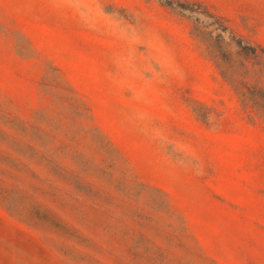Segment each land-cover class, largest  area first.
<instances>
[{
	"label": "rangeland",
	"instance_id": "obj_1",
	"mask_svg": "<svg viewBox=\"0 0 264 264\" xmlns=\"http://www.w3.org/2000/svg\"><path fill=\"white\" fill-rule=\"evenodd\" d=\"M0 264H264V0H0Z\"/></svg>",
	"mask_w": 264,
	"mask_h": 264
}]
</instances>
